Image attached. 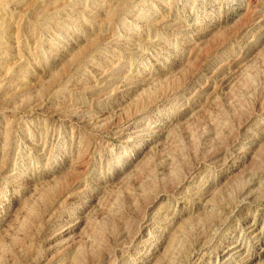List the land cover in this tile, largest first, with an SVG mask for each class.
Returning <instances> with one entry per match:
<instances>
[{
	"label": "rangeland",
	"instance_id": "374dc122",
	"mask_svg": "<svg viewBox=\"0 0 264 264\" xmlns=\"http://www.w3.org/2000/svg\"><path fill=\"white\" fill-rule=\"evenodd\" d=\"M0 264H264V0H0Z\"/></svg>",
	"mask_w": 264,
	"mask_h": 264
}]
</instances>
